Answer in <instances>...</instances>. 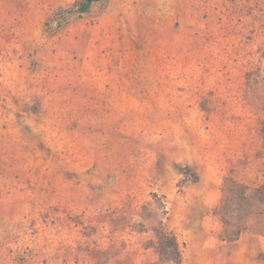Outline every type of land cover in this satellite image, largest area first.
<instances>
[{
  "label": "rangeland",
  "instance_id": "1",
  "mask_svg": "<svg viewBox=\"0 0 264 264\" xmlns=\"http://www.w3.org/2000/svg\"><path fill=\"white\" fill-rule=\"evenodd\" d=\"M75 1L0 0V264H264V0Z\"/></svg>",
  "mask_w": 264,
  "mask_h": 264
},
{
  "label": "trees",
  "instance_id": "2",
  "mask_svg": "<svg viewBox=\"0 0 264 264\" xmlns=\"http://www.w3.org/2000/svg\"><path fill=\"white\" fill-rule=\"evenodd\" d=\"M101 1L102 0H79L66 7H58L52 13L49 21L45 23V26L51 29L53 33H58L67 27L71 20L83 19L84 15L89 13L94 5L99 4ZM24 111L33 113L29 106L24 107ZM34 113H36L35 110ZM262 190H264V187ZM154 231L158 237L157 254L159 259L168 264H180L181 252L175 236L163 228L161 221L159 222L158 228Z\"/></svg>",
  "mask_w": 264,
  "mask_h": 264
}]
</instances>
